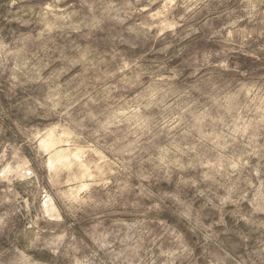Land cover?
Wrapping results in <instances>:
<instances>
[{
    "label": "rangeland",
    "instance_id": "1",
    "mask_svg": "<svg viewBox=\"0 0 264 264\" xmlns=\"http://www.w3.org/2000/svg\"><path fill=\"white\" fill-rule=\"evenodd\" d=\"M0 264H264V0H0Z\"/></svg>",
    "mask_w": 264,
    "mask_h": 264
}]
</instances>
